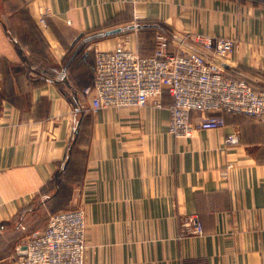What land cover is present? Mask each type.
Masks as SVG:
<instances>
[{"label": "crops", "instance_id": "0c3cea01", "mask_svg": "<svg viewBox=\"0 0 264 264\" xmlns=\"http://www.w3.org/2000/svg\"><path fill=\"white\" fill-rule=\"evenodd\" d=\"M160 37L170 52L235 39L223 74L264 89V0H0V264L66 208L84 212L85 264H264L263 122L223 112L178 138L166 90L90 110L95 49L150 55Z\"/></svg>", "mask_w": 264, "mask_h": 264}, {"label": "built area", "instance_id": "2783aa9c", "mask_svg": "<svg viewBox=\"0 0 264 264\" xmlns=\"http://www.w3.org/2000/svg\"><path fill=\"white\" fill-rule=\"evenodd\" d=\"M202 45L205 52H170L160 37L150 55L121 43L114 50L96 48L93 81L82 90L91 97L90 110L142 107L150 99L159 107L156 98L166 90L172 99L168 133L175 137L190 138L197 130L222 128L223 112L264 123V89L257 91L243 79L227 77L220 67L219 59L232 55L237 41L209 38ZM237 142L236 133L224 137L225 145ZM179 222L189 234L202 236L197 216L188 215ZM85 229L81 209L50 214L45 227L22 243L15 264H85Z\"/></svg>", "mask_w": 264, "mask_h": 264}, {"label": "trees", "instance_id": "16d2710c", "mask_svg": "<svg viewBox=\"0 0 264 264\" xmlns=\"http://www.w3.org/2000/svg\"><path fill=\"white\" fill-rule=\"evenodd\" d=\"M70 190L71 189H69V188H65V198H66V196L69 194V192H70ZM59 193H62V191H59ZM69 209H76V208H68V209H65V210H69ZM60 211H62V210H60ZM58 212V211H57ZM54 213H56V212H54Z\"/></svg>", "mask_w": 264, "mask_h": 264}, {"label": "rangeland", "instance_id": "374dc122", "mask_svg": "<svg viewBox=\"0 0 264 264\" xmlns=\"http://www.w3.org/2000/svg\"><path fill=\"white\" fill-rule=\"evenodd\" d=\"M66 209H68V208H66ZM36 217H38L39 220H41V211H39V213L36 214ZM36 217H35V218H36ZM36 219H37V218H36ZM39 222H40V221H39Z\"/></svg>", "mask_w": 264, "mask_h": 264}, {"label": "water", "instance_id": "95a60500", "mask_svg": "<svg viewBox=\"0 0 264 264\" xmlns=\"http://www.w3.org/2000/svg\"><path fill=\"white\" fill-rule=\"evenodd\" d=\"M76 132H77V128L75 127L74 134H76Z\"/></svg>", "mask_w": 264, "mask_h": 264}]
</instances>
